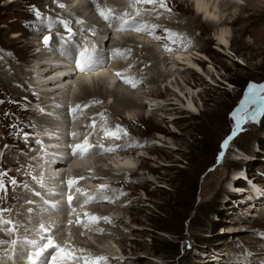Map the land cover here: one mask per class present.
<instances>
[{
  "label": "rangeland",
  "instance_id": "374dc122",
  "mask_svg": "<svg viewBox=\"0 0 264 264\" xmlns=\"http://www.w3.org/2000/svg\"><path fill=\"white\" fill-rule=\"evenodd\" d=\"M46 1L55 8L50 11L54 21H69L73 29L75 23L72 21L76 18L68 19L70 15L63 14L61 12L63 9H58L53 1ZM241 2L244 5L240 4L234 7L236 9L233 8L225 14L228 20H233L236 12L241 18L235 25L227 27L232 35V47L225 50L226 54L219 52L218 42L214 39L218 30L207 26L203 16L199 19L205 24L203 29L198 27L189 29L188 23L196 21V14H198L193 0H167L168 7L172 9L171 14L164 12L163 9H156L150 14L139 16V19L156 22L162 28L174 29L178 34L189 39V42L195 45V49L202 48L201 53L195 50L193 53L196 52L202 56L203 71L199 68L197 77H192L189 71L183 68L179 71L183 74L160 81L159 73L151 69L153 63L140 69L139 63L148 58V53L144 52L143 47L129 46L132 51L128 56L131 60H128L136 62L131 63L132 69L129 73L132 74H124L120 77L126 75L129 78L141 80L143 84L141 91H146L149 95L147 100H143L147 106L131 111L133 116H130L124 108H119L117 111H123V117L117 116L111 109L104 115L107 117L106 123L102 118L98 121L99 123L95 122V130L82 119H78L79 122L78 120L69 122L68 127L71 130H74L73 127L76 129L71 131V136L78 131L71 140L79 139V144L87 137L92 145L101 141L104 147L119 146L115 152H105V154L102 150L93 152L95 157L91 156L88 167L102 157L108 164L101 161L95 163L108 171L107 168L113 166V162L108 160V157L111 158L110 154L117 155H114V159H123L124 156H118L123 153L121 152L123 148L127 147L128 150L137 152V154L130 153L125 156H129V159L132 157L130 160L133 164L127 163L130 169L120 173L119 180L124 181L123 184L113 183L110 189L115 191L107 192V195L114 197V202L107 201L106 204H101L102 207H107L105 209L111 210L110 215L92 212V215L109 217L111 222L87 221L88 229L91 227L90 223L95 224L91 227L94 230L91 232L90 229V232L86 233L85 230L82 233L86 237L76 238L77 241L82 240L79 241L82 246L70 244L71 249L76 247L78 256H106V264H242L241 262L263 264L258 262L257 259L263 257L257 253L260 252L259 246L264 245V223H261L259 218H252L251 215L254 212L264 213L261 202L264 200V115L257 116L255 120L246 119L239 131L236 130V117L244 115V112H238V110L243 107L245 97L249 95L250 86L264 85V0H241ZM57 3V5L60 4L59 1ZM33 7L42 14L41 18L36 17ZM137 7L144 8L143 5H137ZM42 9L44 7L41 0H0V101H2L0 103V172L6 173L3 177L6 190L0 191V209L4 210L0 214V221L11 222L3 226L11 229L14 234L12 238L19 231L27 229L28 222L34 228L42 223V220H29L25 222V227L22 229L18 227L20 225H17L24 219L22 214L34 204V198L38 200L37 202L44 204L43 200L40 201V196L36 195L40 187L37 185L38 178L32 170L39 159L34 133L37 134L39 131V123L43 122L41 127L44 128L55 121H47L48 117L40 114L33 115L35 110L30 106L29 101L38 100L36 88L32 87L33 90L30 88L26 93L20 84L4 81L3 74L11 76L16 73L12 70V66L21 68L20 71L32 70L28 66H35L36 62L34 63L31 57L37 47L31 48L30 43L36 40L44 43L45 36H51L52 40V33L55 30L47 27L46 18H49L47 7L44 9L45 12H42ZM157 11L158 13L163 11V14L158 16ZM88 12L91 13L90 17L93 20L94 17L99 19L95 11L92 12L89 9L86 13ZM93 13L94 16H92ZM162 18L168 23H161ZM254 20L263 26L247 28L246 25ZM60 27L56 30L63 31L64 36L67 31L62 25ZM88 30L89 34L91 30ZM127 31L136 34L134 31ZM125 32L126 30H119L116 36L119 37L120 34L125 36ZM157 32L158 29L155 30V33ZM144 35L138 39L144 40ZM44 51L48 54L45 48ZM193 57L197 56L193 55ZM110 59L111 56H109V63L100 60L105 63L103 68L107 75L112 73L107 70L111 64ZM122 61L129 64L126 62L127 59ZM164 67L161 65L162 71L166 70ZM167 69L169 71L171 66ZM208 70L209 77L206 75ZM153 78L157 83L144 87L145 82ZM184 81H188L187 84ZM124 86L122 84V87ZM15 90H19L20 94ZM75 91L77 92V89ZM143 92H138L137 96H144ZM157 92L162 94L161 97L155 96ZM174 92L178 94L182 104H178L179 102L172 95ZM258 95L264 96V92H259ZM107 100L95 106V109L100 106L105 108L115 106L114 97ZM189 102H192L195 108H189ZM159 103L163 105V108L155 110ZM73 104L69 106L72 107ZM262 106H264V100H257L255 104L247 105L246 112L250 114ZM170 108L175 109L167 110ZM188 108L191 113H188L190 112ZM91 110L93 108H88L85 113ZM151 117H154L153 123L149 121ZM132 118L137 120L132 121L134 120ZM117 125L126 129L127 135L120 133V139L105 135V127L115 130ZM128 143L133 146H126ZM77 175L78 172L74 177ZM101 176V174L93 175L91 179L93 184L99 181L98 186L106 185L107 182V185H110L112 181H117L116 179L101 181ZM77 177L80 178V175ZM81 177L84 179H79L81 183H78V188L82 183L87 184L85 182L89 181L87 177L86 179L85 176ZM250 178L260 184L253 186L256 182L252 183L249 181ZM83 180L86 181L83 182ZM252 197H256L257 200H250ZM43 199L46 201L45 198ZM249 203H254L255 206L246 210ZM89 205L95 209L99 204L89 203L86 207L89 208ZM233 220H240L239 226L231 224ZM235 227L243 228L241 235H236L237 238L229 237L231 234L226 231ZM100 229L103 231L101 232ZM71 232L73 235V231ZM110 244L115 247L113 250L119 256L117 259H114V256H117V254L113 255L115 252L112 253V250L108 252ZM6 245L8 246V243ZM89 246L93 248L89 249ZM79 249L86 251L81 253ZM121 256L124 259L120 261ZM230 257L236 261L228 259ZM223 258L227 259L221 261ZM21 259L19 257L17 261Z\"/></svg>",
  "mask_w": 264,
  "mask_h": 264
},
{
  "label": "bare ground",
  "instance_id": "6f19581e",
  "mask_svg": "<svg viewBox=\"0 0 264 264\" xmlns=\"http://www.w3.org/2000/svg\"><path fill=\"white\" fill-rule=\"evenodd\" d=\"M50 1H53L54 2L53 4L58 9H63V11H61V12H63V14L64 13L69 14L70 17H67L68 19L76 18L75 20L72 21L75 23L73 26V32L76 33V35L73 37L75 44L83 45L85 43H88L89 47H91V45L94 44L96 47V53L95 54L98 57L99 61L105 60L106 62H108L109 56H111V59H110L111 64H109V69H107V70H110V72H112V73L108 72L110 75H107L105 73L104 68H102L103 66H101L98 70H93L90 72H88V71H81L78 73L74 72L75 71L74 67L71 65L68 66L67 61L63 60V58L66 55H73V57H74L73 60L75 61V63H77V60L79 59V54H78L79 49L76 50V47H74L72 44L67 43L65 39H61V37L68 36L69 33L65 32L66 34L63 36L62 30H61L62 32L56 30L61 25L55 24L51 28V30H55V31L52 33L53 34L52 40L49 42L48 45H45V43L37 42V40L35 42L30 43L31 48H33L35 46L37 47L35 52L32 54V57H31L34 60V63L36 62L35 66H33V65L28 66V68H31L32 70L26 72L25 69H23V71H20L21 68H18L17 66H15V67L12 66V70L16 71V73H14L11 76H7V75L3 74V80L4 81H6V82L10 81V83L20 84V86L23 87L22 90L26 93L29 92L30 88L32 89V87L36 88L35 93L38 95V100H43L44 101L43 103L55 101L54 98H56V96H60V98H61V99L58 98L59 100L56 101L57 104H55V106H53V108L50 109L51 112L54 113V115H58L57 117L61 121L58 123L59 125L54 124V123L53 124L50 123V124H48L50 126H47L46 129H42V130L39 129V131L37 132L38 134H44L45 133V135H48L53 139V140L46 139V140H44V143H43L44 144L43 149H46V147H48V154H49L48 155V161H49V165H51V167L46 168V170L48 172V176H46L44 173H42L41 177H44L42 179V182L44 183L45 188L55 189L54 187H51V184L55 183L54 180L59 177V175H58L59 173L64 172V174L62 175L61 184H63V186L67 185L68 181L71 179L70 172L74 169L75 164L76 163L81 164L87 160V159L85 160V159L79 158L80 154L77 153L76 155H74V157H72V160L70 162L66 163L65 165L52 166V165H56V162H58L57 161L58 156H56V153H57L56 149L59 146H64L63 148H61L62 151L67 152V154H69V155H72L74 146L79 144V139L71 140L73 138V135L71 136L70 133H71V131L76 130L75 127H73L74 130H71L68 127V129L70 130V133H69V130H67V128L64 126L67 122V121H64V119L65 120L68 119V114H72L73 117L75 115V118L70 117L71 120L77 121L78 119H82L83 121H85V123L88 126L90 125V127H91L92 122L100 121V118H101L100 114L101 113H103L104 115L108 114L111 109H112V111L113 110L115 111L117 116L123 117V115H122L123 111H117V110H119V108H124V110L125 111L127 110V113L130 116H133L131 111H133L136 108L142 109V108H145L147 106V103L143 100H145V99L147 100L149 95L147 94L146 91L145 92L141 91V90H143V87L141 88V85H143L141 83V80L139 78H130V79H133L137 83L136 87H132L130 84L124 82V78H129V77H127L126 75L124 77H120L121 75H124V74H128V75L132 74V73H129L130 70L132 69L131 63L132 62L135 63L136 61H129L128 59L131 60V57H128L127 61H126V59L119 57V56L113 58V50L114 49H122V50L130 49L132 51V48H130V47H133L134 45L137 47L142 46L144 49V52L148 53V58H146L145 61H142V62L139 61L140 62L139 63L140 69L143 68L144 66H147L148 64L153 63V65L151 66L152 67L151 69H152V71L159 73L158 74V78H159L158 80H160V81L163 80L164 78H169V77L172 79V77L173 76L175 77L177 74H178V76H179V74L180 75L183 74V73H179V71L183 70V68H184V70L189 71V74H191L192 77L193 76L197 77V75L199 74L198 73L199 68L201 69V62L203 63V58L201 55H199V53L197 54L196 52L201 53V51L203 49L200 48V50H197L194 48L195 45H193V44H191L187 48L183 49L182 43L181 44H179V42L178 43H172L171 40L167 39V33L165 35V33H163V31H164V29H169L174 33H177V31H174V29L168 28V27L162 28L161 25H159L158 23L151 22L150 20H147V19H145V20L139 19V16L135 15V10L132 7H130L128 0H98L95 3L93 0H91V1H88V0H50ZM58 1L60 3H63L64 5H67V6H65L64 8H60L59 5H57ZM41 2H42L44 9H46V7H47V9H48L47 13L49 14V17L52 18V20H54V17L52 16V14L50 12V11H52L51 9L55 10L54 6L53 5L50 6L51 3L49 4L46 0H41ZM193 2H194L193 4L195 6L196 12L198 14H196L197 15L196 21H193V23H191V22L188 23L189 29H192L194 27H198L200 29H203L205 24L201 23V21L199 20V19H201L202 14H203L204 15V21L206 22L207 26L218 30L215 33L214 39L218 42L217 46L219 47V52L226 54L225 50L227 51L232 47V35H231V33L227 27H229L231 25H235L238 21H240L241 18L238 14H236L237 13L236 12L234 15L230 14V15H233L234 19L228 20V17L226 18L225 14H226V12L232 10L234 7H238L240 4H243V3L241 2V0H193ZM96 3L99 4L101 9H105V10L112 9L113 10L112 14L116 15V16L123 15L126 12L131 14L128 17V19L130 21L134 18L135 21L138 23H145V24H149V25H159L160 27L155 29V30L158 29V32L155 33V36L160 37V39H155L154 36L149 34L148 32L134 31L137 34L136 35V34L128 33L127 30L125 32L126 35L124 34L125 36H122L123 34L122 35L120 34L119 37L116 36L117 31H119V22L114 21V23L112 22L111 24L106 22L101 17L99 11L97 10V6H96L97 4ZM218 6H220L221 8H219ZM91 7H92V9H91ZM143 7L148 8V9L152 8L151 5H143ZM222 8H224L225 10L222 11L221 10ZM44 9H42V12L46 11ZM89 9L92 10V12L95 11L96 15L98 16L99 19H96L94 17V20H93L92 17H90L91 13H89V12H88L89 14L86 13ZM234 9H236V8H234ZM162 12L163 11H161L159 13H162ZM157 13H158V11L156 12V14ZM156 14H154L155 17H156ZM92 16H94V13ZM262 16H263V14H262ZM58 19H63V18H58ZM79 21H83V23H80ZM158 22H160V21H158ZM161 23H163V24L168 23V21L163 19V20H161ZM258 25L260 27L263 26V24H259L257 20H254L253 22L246 25V27L248 28V26H258ZM81 29H83V31H81ZM88 29H90V30L95 29L96 34L93 35L92 31H90L88 34V31H89ZM63 30H65V29H63ZM44 31H46V30H44ZM86 31H87V33H86ZM131 31H133V30H131ZM131 31H129V32H131ZM120 33H122V32H120ZM142 35H144V37H143L144 40L140 41L138 38H141ZM16 37H18V36H16ZM76 38H78V40H76ZM39 47H41V48H39ZM44 48L46 51H48V54H45ZM194 50L196 52L193 53ZM137 54H141V53H137ZM45 55H48V56L46 57ZM193 55H195L201 59H198L197 57L194 58ZM141 57H143V56H141ZM45 60H47V61L50 60L51 62L50 61L47 62ZM122 60H125L129 64L128 65L125 64L124 61H122ZM194 60H197V61L194 62ZM101 62H104V61H101ZM161 65L165 66L164 68L166 69L165 70L166 72L161 70ZM170 66H171V69L168 71L167 68ZM201 70L203 71V69H201ZM118 72L121 73V75L118 76L117 75ZM122 72H126V73H122ZM209 73H210V71L208 70V72L206 73V75H208V77H209ZM62 74H64V76H62ZM131 77H132V75H131ZM109 80H112V83ZM176 81H177V77H176ZM149 82H151V83H149ZM149 82H145L144 87H147L149 84L154 85L155 83H157V81L154 78L152 80H150ZM184 82L187 84L188 81H184ZM122 84H124L126 86V88H124L125 86L122 87ZM171 84L173 85V82H171ZM139 87H140V89H139ZM129 88L132 91L129 92V90H130ZM76 89H77V92L75 91ZM133 90H136V91H133ZM78 91H80V93H78ZM16 92L19 93V90H17ZM138 92H143L142 94H144V96H140V95L137 96ZM180 92L182 93V89H180ZM161 95L162 94L160 92H157L155 94L156 97H161ZM172 95L176 98V101L179 102L178 104L183 103L179 99L178 94L176 92H174V94H172ZM110 97L115 98V100H114L115 106H113V105L107 106L106 108L100 106V108L95 109V106H98V104H103L105 102V100H107V98H110ZM93 101H102V103L93 104L92 103ZM149 103H151V102H149ZM71 104L74 105V106H72L71 109L76 108L77 105H80L81 108L78 109L77 112L74 114V113H72V111L69 110V107H70L69 105H71ZM165 104H167V103H165ZM168 104L175 105L174 103H168ZM85 105H90L88 108H90V109L93 108V110L85 113L88 109L87 107H84ZM158 105L159 106L156 108L154 105L155 110H161L163 108L162 104L159 103ZM188 105H189V108H191V109L195 108V106L193 105L192 102H189ZM174 109L170 108L167 110H174ZM94 111H96V112H94ZM188 113H191V110ZM39 114L41 115V113L38 111L33 112V115H39ZM80 114H82V116ZM45 115L48 116L47 121L53 120V119H51V117L48 114H45ZM42 116H41V118H42ZM76 117H78V118L76 119ZM153 118L154 117L149 118V121L152 123L154 122ZM132 119H134V118H132ZM135 120H137V119H134L132 121H135ZM44 121H45V119H44ZM126 121L131 122V120H126ZM77 122H79V120ZM46 123H48V122H46ZM43 124H44L43 122L39 123L38 127H41V125H43ZM76 126H78V124ZM76 128H78V127H76ZM63 134L66 135V137L63 138ZM35 137H36L37 143H38V138H37V136H35ZM43 137L46 138V136H43ZM94 144L95 145H101V144L104 145L103 143H101V141H100V143H94ZM69 146H73V148H69ZM126 146H129V143ZM128 149L129 148H127V147L123 148L121 151L123 153L118 155L119 157L124 156L123 159H119V158L114 159V155H116V154H114V153H112V155L110 154L111 158L108 157L109 158L108 160L113 162V166L114 165L115 166L113 167L111 165L110 168L108 167L107 168V169H109L108 171H106L105 169L103 170L102 168H100L99 165H97L95 163V162L99 163L100 161L106 163L107 161H105L102 157L95 160V162L93 161L94 162L93 165L90 163L92 165L91 167L87 166V167L78 168V170H77L78 175H80V177L85 176V179H86V177L89 179V181L85 180L86 182L83 180V182H85L87 184L82 183L81 186L79 185L80 188H82L83 190H85L89 194L97 193V191H98L97 190V186H98L97 183H99V181L96 182L95 184H93L94 182L91 181V179H93V175L95 176V174H98V175L101 174L102 175L101 179H100L101 181H103V179L104 180L105 179H116L117 180V181H115V180L112 181V183L109 186H111L113 183L123 184L124 181L121 182V180H119L120 173H123L124 171L130 169L127 163H129L131 165L133 164V161L131 162V160H130L132 157L129 159L128 158L129 156L128 157H125V156L130 154V153L137 154L136 151H130ZM98 150L103 151V149H101V148L94 147L91 150V153L96 152ZM103 154H105V152ZM39 155H40V153L38 154V158H39ZM138 156H140V154ZM92 157H95V155L94 156L92 155ZM41 160H42V157H40L37 160V162L35 164L36 166H34L32 169L35 172V176L37 178H39L38 177L39 170L42 168ZM59 161L61 163L64 162L62 159H59ZM72 161H73V163H71ZM90 161H91V158L89 159V157H88V160L86 161L85 164H87ZM134 162H135V160H134ZM106 164H108V163H106ZM40 171H42V170H40ZM74 171H76V170H74ZM134 175H135V173H134ZM76 177H74V179ZM76 180L79 183V179L77 178ZM249 181H251L252 183L256 182L255 180L253 181V179H251ZM38 183H39V179L37 181V185H38ZM78 183H76L74 185L75 188L76 187L78 188V186H77ZM107 184H108V182H107ZM255 184H258V183L257 182L254 183L253 186ZM248 185L252 186V184H248ZM252 196H254V195H252ZM41 197H42L41 200L44 201V204L42 205L40 202H37L38 200L36 201L34 198L33 199L34 204H32V206H30L29 209L27 208V210L22 214V218H24V219L22 220L21 224H17V225H20V226H18L19 228H21V229L24 228L26 221L27 222L29 220H31V221L36 220L37 221V220L41 219L40 218L41 214L44 215V217H45L47 213L49 215V221L47 222V224H50V225L60 224L61 222H65V221L69 222L70 219L75 220V218H76L75 215L60 218L59 214L57 215V213L53 209H51L47 206V200L45 201L43 199V198H45V196H41ZM48 197H49L48 198L49 204H51L55 208L54 202L50 200V196H48ZM258 197H260V196H258ZM243 199H245V198H243ZM246 199L248 200L249 198H246ZM85 200H86V196L83 197V202ZM247 200H246V202H247ZM250 200L256 201L257 198L252 197V199H250ZM258 200H260V199H258ZM261 202L264 206V200ZM90 203H92L93 205L97 203L99 205H96L95 209H93L91 207L92 205L91 206L89 205V208L85 206L86 208L82 207V208L78 209V212H83L84 215L86 213L89 215H92V212L93 213L100 212L102 215L107 216L109 214V212L111 211V210L109 211L108 209H105L107 207L101 206V204L107 203V201H105V200L93 201ZM255 203H257V202H255ZM247 206H249V207L246 208V210L247 209L250 210V209L254 208L255 205H254V203H251V204L249 203ZM96 209H98V210H96ZM262 211L264 212V210H262ZM89 215L84 216L86 223H87V221L90 222V220L88 218ZM251 216H252V218L253 217L259 218V221L261 223H264V213L258 214V212H254V213H252ZM115 218L117 220V217H115ZM115 218H113V219H115ZM10 219L13 222L12 218H10ZM116 220H115V222H116ZM36 221H34V222H36ZM239 222H240V220H237V221L233 220L230 223L235 225V226L236 225L239 226V224H240ZM45 223L46 222L44 220H42V223L39 224L38 227H41V225H45ZM242 223H245V222H242ZM85 224L82 228H79V229H76L73 231L74 238H73V235L71 234L72 232L71 233L69 232L70 233L69 234L70 239L68 240L69 241L68 242L69 247H70V244H72L73 246L77 245V247L82 246L81 243L79 242L82 240L77 241L76 238L77 239L80 238L79 236L86 237V235L82 233L85 230H86L85 233L87 231H89L90 229H91V232H92V230H94V228L92 229L91 227H93V225H95V224L92 225V223H90L91 224V225L89 224V226H91V227H89L90 229L85 227ZM3 225L0 223V241H4V243L0 244V250H2L0 252V264H3V263L4 264H23L24 261L17 262V258L20 255V251L22 248L21 246L27 245L26 242H24V240H22L19 236H14V238H12L13 232L11 231V229H8L7 228L8 226L5 227ZM27 225H28V228L24 229L23 232L36 229L34 227H31L29 225V222ZM87 225H88V223H87ZM11 228H12V226H11ZM13 231H15V230H13ZM107 231L108 230H106V232ZM242 231H243L242 227H238V228L235 227V229H230L226 232L228 234H231V235H229V237L232 236L235 238L236 235L237 236L239 234L241 235ZM19 232H21V231H19ZM73 240H75V241H73ZM73 242H75V243H73ZM91 242H92V240H91ZM6 243H8V246L6 245ZM85 243H89V242H85ZM88 245H91V244H88ZM106 246H109V245H106ZM259 247H260V249H259L260 252L257 254L262 255L263 258H260L257 260L259 263L264 264V256H263L264 245H261ZM26 248L28 250V256H34V253H35L34 250H31L28 247H26ZM88 248L91 249V248H93V246H89ZM108 249H109L108 252H110L111 250H112L111 251L112 253L115 252L113 250V249H115V247L112 246L111 244H110ZM72 250L74 252L76 251L78 253V251L76 250V247L73 248ZM253 253H255V252L253 251ZM115 254H117V252H115L113 255H115ZM118 257L119 256L117 254L116 257L114 256V259H117ZM122 259H124V257H122L119 260L121 261ZM226 259L227 258H223V260H221V261H225ZM228 259H230L231 261H236V259L232 260L231 257ZM240 260H239V262H241ZM241 263L243 264V262H241Z\"/></svg>",
  "mask_w": 264,
  "mask_h": 264
},
{
  "label": "snow or ice",
  "instance_id": "6c2138e0",
  "mask_svg": "<svg viewBox=\"0 0 264 264\" xmlns=\"http://www.w3.org/2000/svg\"><path fill=\"white\" fill-rule=\"evenodd\" d=\"M130 7L135 9V15L141 16L143 14H150L151 12L155 11L156 9H163L164 12L171 14L172 9L168 7L167 0H128ZM95 3V0H94ZM137 5H151L152 8H141L137 7ZM97 10L99 11L101 17L111 24L114 21L119 22V30H133L137 32H148L149 34L153 35L154 38L160 39V37L155 36V29L160 27L159 25H149L145 23H138L133 18L131 21L128 19V17L131 15L129 13H124L123 15L116 16L113 15L112 9H101L100 6L97 4ZM60 8H64L65 5L63 3L59 4ZM33 11L36 15V17L39 19L42 17V14L39 12L38 9H35L33 7ZM163 13H157V15H162ZM47 20V27L51 29L55 24L62 25L66 31L69 33V35L65 37H61V39H65L67 43L72 44L74 47L79 49V59L77 60V67L80 71H90L93 69V67L100 63L98 57L96 56V47L95 45H91V47L88 46V43H85L83 45L81 44H75L73 37L76 35V33L73 32V29L70 27V22L66 20H52V18H46ZM80 23H83V21H79ZM83 31V29H81ZM92 34L95 35V29H91ZM164 31L167 33V39L171 40L172 43H184V37L180 34L174 33L169 29H164ZM51 40V36H45L44 37V43L45 45H48ZM131 55V50H121V49H114L113 50V58L119 56L124 59H127L128 56ZM117 75H121V73H117ZM124 82L130 84L132 87H136L137 83L130 79V78H124ZM259 92H264V85L257 86V85H251L249 89V95L245 97L244 105L241 109L238 110V112H244V115H239L236 117V130L239 131L241 129V124L246 119H252L255 120L257 116L264 115V106L254 110L252 113L248 114L246 112V108L248 104H255L257 100H264V96L258 95ZM2 103V101H0ZM93 104L96 103H102V101H93ZM90 105H85L84 107H89ZM81 106L77 105L76 108L71 109L72 113H76L78 109H80ZM101 118L107 122V117L104 116L103 113L100 114ZM75 118V115L74 117ZM93 129L95 130V122H93V125H91ZM105 135L109 138L114 139H120V133H123L124 135H127V130L121 128L119 125L116 126L115 130H110L107 127L104 128ZM77 133H73V136L75 137ZM227 145V142H225ZM133 145H129V147H132ZM96 148L103 149L104 152H115L117 150V147H104V145H92L89 143L88 138L85 137L82 143L77 144L73 148V155H76L79 153L82 158L86 157L91 153V150ZM6 175V173L0 172V191L6 190V185L4 183L3 177ZM79 179H84V177H80ZM11 183H15V181H10ZM78 183L76 179H70L68 181L69 189ZM77 192H81L83 195L86 196V200L84 201L85 204L93 202V201H101L105 200L109 203L114 202V197H110L107 195L108 191H115L111 190L109 185L100 184L98 186L97 193L89 194L86 191L76 188ZM120 195H123V193H120ZM73 201V196H68V202L71 205ZM74 210V209H73ZM4 210L0 209V214H2ZM89 215V214H85ZM89 220L92 222H99L103 220L106 223H110L111 219L109 217H100L96 215H89ZM0 223L4 225H8L11 222L8 220H2ZM88 225L86 224L85 227ZM41 230L46 231L45 227L41 225ZM102 232L103 230L100 229ZM4 243V241H0V244ZM30 245H32L37 251H35L34 255L37 258H40L43 256V254L49 250L52 249L55 251L56 254L51 256V264H57V257H59V264H71L72 261H80L82 260L84 264H106L107 257L106 256H95L92 257L90 255H82L78 256L74 254V251H67L65 249H62L58 244H56L53 240L50 238L48 239V242L46 244H40L36 241H29ZM85 249H79V252L84 253ZM31 259V258H30ZM31 264H38L36 259H31ZM39 264H49V261L45 259H40Z\"/></svg>",
  "mask_w": 264,
  "mask_h": 264
},
{
  "label": "water",
  "instance_id": "95a60500",
  "mask_svg": "<svg viewBox=\"0 0 264 264\" xmlns=\"http://www.w3.org/2000/svg\"><path fill=\"white\" fill-rule=\"evenodd\" d=\"M258 105V104H257ZM246 121H244L242 124H241V127L244 125V123H245Z\"/></svg>",
  "mask_w": 264,
  "mask_h": 264
},
{
  "label": "trees",
  "instance_id": "16d2710c",
  "mask_svg": "<svg viewBox=\"0 0 264 264\" xmlns=\"http://www.w3.org/2000/svg\"><path fill=\"white\" fill-rule=\"evenodd\" d=\"M234 83H235V82H234ZM235 84H236V83H235ZM235 84H234V85H235ZM236 85H237V84H236ZM161 230H163V229H161Z\"/></svg>",
  "mask_w": 264,
  "mask_h": 264
}]
</instances>
